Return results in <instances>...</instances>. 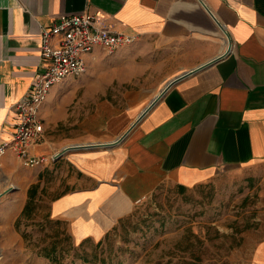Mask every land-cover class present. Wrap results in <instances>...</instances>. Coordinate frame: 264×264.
<instances>
[{"label": "crops", "instance_id": "crops-1", "mask_svg": "<svg viewBox=\"0 0 264 264\" xmlns=\"http://www.w3.org/2000/svg\"><path fill=\"white\" fill-rule=\"evenodd\" d=\"M86 13L135 36L145 62L154 48L169 51L168 64L152 70L160 81L142 90L154 97L130 109L129 127L169 82L223 57L173 85L122 144L50 164L92 181L50 202L75 240L102 239L162 184L188 188L238 171L264 187V0H0V145L15 134V106L38 70L42 30L61 15ZM50 100L52 92L33 155L57 143ZM23 168L12 150L0 155V193L12 188L0 199L3 254L19 243L15 224L35 183L19 177ZM250 264H264V234Z\"/></svg>", "mask_w": 264, "mask_h": 264}, {"label": "rangeland", "instance_id": "rangeland-1", "mask_svg": "<svg viewBox=\"0 0 264 264\" xmlns=\"http://www.w3.org/2000/svg\"><path fill=\"white\" fill-rule=\"evenodd\" d=\"M140 49L145 47L132 43L115 52L98 50L83 76L54 86L50 105L58 121L49 131L57 143L45 155L77 144L112 142L129 130L130 109L154 97L142 93L160 81L151 77L153 68L170 60L168 50L154 48L145 62ZM52 165L23 166L19 177L36 186L31 216L15 224L19 243L13 253L0 250V264H250L264 234V187L248 172L232 171L184 190L162 184L102 239L79 242L64 221L51 216L50 202L92 181L66 164ZM53 248L58 262L40 255Z\"/></svg>", "mask_w": 264, "mask_h": 264}, {"label": "built area", "instance_id": "built-area-1", "mask_svg": "<svg viewBox=\"0 0 264 264\" xmlns=\"http://www.w3.org/2000/svg\"><path fill=\"white\" fill-rule=\"evenodd\" d=\"M135 36L115 32L94 14L61 15L41 33V58L27 94L17 102L15 134L0 145V155L12 150L24 167H47L55 155H33L45 131L41 110L55 85L88 71L87 57L96 50L115 52Z\"/></svg>", "mask_w": 264, "mask_h": 264}, {"label": "water", "instance_id": "water-1", "mask_svg": "<svg viewBox=\"0 0 264 264\" xmlns=\"http://www.w3.org/2000/svg\"><path fill=\"white\" fill-rule=\"evenodd\" d=\"M222 57L223 56H220L219 58H216L209 63L203 64L194 70L186 72V73L182 74L181 76H178L177 78H175L171 82H169V84L166 86V88L164 90H162L160 95L156 96L150 102V104L140 113V115L137 117V119L131 124L129 130L126 133H124L123 135H121L120 137H118L115 141L105 142V143H92V144L85 145V146H79L78 145V146H74V147H66L63 150H61L59 153L55 154V161H58L59 159L64 157L67 153L72 152V151H86V150H95V149L109 150V149H112V148L122 144L124 142V140L129 136V134L133 131V129H135L140 124L142 119L151 111V109L155 106V104L166 94V92L173 85H175L180 80L188 77L189 75L194 74V73H196V72H198L204 68H207V67L213 65L214 63L219 61ZM11 191H12V188H8L4 192H1L0 193V199L4 194L9 193Z\"/></svg>", "mask_w": 264, "mask_h": 264}, {"label": "trees", "instance_id": "trees-1", "mask_svg": "<svg viewBox=\"0 0 264 264\" xmlns=\"http://www.w3.org/2000/svg\"><path fill=\"white\" fill-rule=\"evenodd\" d=\"M35 189H36V186L34 185V186H32L31 188H30V190H29V199H28V203H27V205H26V207H25V209H24V211H23V213H22V216L21 217H24V216H26V217H30L31 216V211H32V209H31V205H32V200L35 198ZM181 189H185V187H181ZM20 220H21V218L20 219H18V221H17V225H19V222H20ZM40 255H42V256H44V257H46V258H50L52 261H54V262H58V256H57V251H56V249L55 248H53L52 250H44V252L43 253H40ZM83 260L85 261V262H87L88 261V259L87 258H83Z\"/></svg>", "mask_w": 264, "mask_h": 264}, {"label": "bare ground", "instance_id": "bare-ground-1", "mask_svg": "<svg viewBox=\"0 0 264 264\" xmlns=\"http://www.w3.org/2000/svg\"><path fill=\"white\" fill-rule=\"evenodd\" d=\"M89 144H92V143H86V144H77V145H73V146H69V147H74V146H85V145H89Z\"/></svg>", "mask_w": 264, "mask_h": 264}]
</instances>
